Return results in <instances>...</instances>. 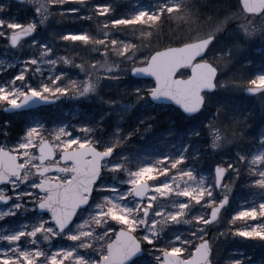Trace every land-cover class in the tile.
I'll list each match as a JSON object with an SVG mask.
<instances>
[{"label": "snow or ice", "instance_id": "obj_1", "mask_svg": "<svg viewBox=\"0 0 264 264\" xmlns=\"http://www.w3.org/2000/svg\"><path fill=\"white\" fill-rule=\"evenodd\" d=\"M36 6L41 22L51 16L66 17L68 12H78L80 9H63L60 6L70 3V0H30ZM87 8V14L81 19L90 20L97 25V31L90 28L81 31H69L58 39L69 45L87 47L90 51L100 52L99 58L84 56L80 52L69 51L67 55L48 59L50 65L65 64L81 69L85 78L71 79L61 83L64 74L55 75L49 82H42L38 87L25 83L24 87L16 86L17 81H26L28 68L40 63V60L30 57L26 68L12 82L0 86V104L18 108L34 96L48 101L61 95L71 94L82 96L96 91L101 82V69L119 67L109 64L107 58L113 55L121 60L130 61V72H151L147 65L154 59L152 55L137 63V53L145 47L146 40L153 36L157 29L173 17L185 18L188 10L183 0H165L154 11L137 10L111 18L114 5L109 3L89 2V0H71ZM240 9L249 11L246 0H240ZM8 5L0 3V12L6 11ZM230 7L226 8L222 17L204 36L198 37L202 42V50L196 57L197 61L211 62L214 42L226 33H234L240 25L232 18ZM256 15H264L260 8ZM35 21L27 23L15 22L0 18V36H7L14 46L21 45L23 40L37 29ZM130 31L133 35L139 33L138 42L123 40L112 35L113 32ZM33 43H36L35 41ZM40 57H50L54 50L47 44L40 46ZM155 51V49H153ZM159 53H157L158 55ZM144 56V55H142ZM219 66L212 68L213 82L210 89L219 86L217 80ZM39 71V68L36 69ZM188 70L181 68L176 76L185 74ZM94 74L96 78L94 79ZM155 83V81H153ZM247 90L252 93L264 92V75L247 81ZM156 96V89H152ZM207 91L201 94V103L196 107L201 109L206 100ZM196 109H187L193 112ZM211 127V126H210ZM61 132L63 129L60 130ZM32 130H29L31 135ZM219 130L212 128L211 147L222 146ZM120 143V142H117ZM117 145L101 148L96 145L85 151H90L92 160L83 172L77 167L74 171L62 169L63 175L55 183L41 172L17 167L13 171L0 172V202L7 203L13 199L10 190H17L22 184H28L34 192L21 193L15 191L18 201L22 197L29 198V206L33 209L46 210V219L26 230L0 236V240L8 243L0 246V264H131L134 258L143 256L145 251L151 253L153 261H142V264H214L213 251L217 239L231 233L233 236L264 241V201L254 202L241 207L228 220V227L214 234L209 228L224 219V209L229 204L230 195L241 176V169L247 168L249 179L258 191H264V152L256 155H239L232 163H217L214 170L213 183H205L198 179L196 173L184 166L187 157L162 156L153 163L133 165L127 158L119 162L110 161ZM229 170L233 175L227 177ZM120 172L126 173L121 183L128 185L121 194L116 187H108L104 177ZM71 177V183L68 178ZM219 189L221 196L216 195ZM131 201V206L129 204ZM90 204L94 211L82 223L72 225L80 219V214ZM195 205L204 209L201 213L192 215L189 212ZM22 202L12 205L9 210L20 209ZM4 213L0 212V219ZM188 223L194 230L187 238L175 234L167 238L166 232L171 225ZM67 233L72 241H79L76 247H59L51 250L39 246L38 242L50 241ZM29 243L31 246H24ZM78 249L92 250L96 258H89ZM229 264H244L242 259L231 260Z\"/></svg>", "mask_w": 264, "mask_h": 264}, {"label": "rangeland", "instance_id": "obj_2", "mask_svg": "<svg viewBox=\"0 0 264 264\" xmlns=\"http://www.w3.org/2000/svg\"><path fill=\"white\" fill-rule=\"evenodd\" d=\"M89 2H112L114 5V14L111 18H119L121 15L141 9H146L149 11L157 10L161 4L165 2V0H89ZM183 2L188 10L187 16L179 20L173 17L170 21L164 22L161 25V28L159 27L152 30L153 36L146 40L145 47L137 53V61H143L146 57H148L150 55V52H148L149 48L151 46L158 45L157 43L160 41L162 43H167V46L180 45L189 41L197 40L198 37L204 36L210 28L215 26V24L218 22V18L222 17V14L226 8L230 7L233 12L232 18L238 25H240V27H238L234 33L222 34L212 46L213 55L210 60H212L215 65L219 66L217 80L220 81V83L213 93L206 94V104L210 102V105H213L214 107L220 103L218 107L223 108V111L224 109H227L226 111L231 112L230 109L234 108L232 107L234 101L231 102L230 96L233 95L240 98L235 101L237 102V106L239 108H247L248 103L245 101L247 98H250L249 101L251 103L255 105L259 104L260 106L264 107V92L250 96L247 90L248 80L264 75V15L258 16L253 13L250 15L249 13L242 11L239 6L240 0H183ZM0 3H5L8 5L7 9L11 10L14 9L13 7H18L19 9H23L30 14L28 15V13L25 12V15L20 19L17 15V12H15L13 15L8 13V10L7 12H0V18L20 23L35 21L38 25L34 34L28 39L23 40L22 44L16 47L18 48L16 52L10 53L4 51L0 47V51L2 52L0 53V86H4L12 82L21 71H24L30 57L39 59L40 63L31 65L28 68L26 81H17L16 86L18 87H24L25 83L34 87H38L42 82H49L50 78H54L55 75H59L61 73L64 74V77L67 78V81L71 79L81 80L85 78V74L78 67L65 64L50 65L47 63V60L55 59L56 56L59 55H67L71 49L66 48L75 47L73 45L65 44V48H63L62 52H56V44L67 43L65 41L62 42L63 40L58 39V37L69 31L65 30V32L57 33L53 31L55 28L52 26L61 23L63 24L65 21H71L80 27V30L78 31H81L85 27L90 28L93 33L97 31V25L95 23L90 20L80 18L87 14L86 7L78 3L71 2L70 0V3H66L60 7L63 9H80V11L68 12L66 17L51 16L46 21L41 22V16L39 13H37L35 4L30 2V0H22L21 2L16 0H0ZM48 31L53 33L47 34ZM112 35L114 37H118L123 40H130L132 42L135 40V37H139V33L133 35L130 31H115L112 33ZM34 41L36 43H33ZM44 44H47L54 50L53 54L48 58L40 57L39 55L41 50L40 46ZM32 49L36 50V52L33 53L34 56H28L27 53L30 54V50ZM88 51L93 52L94 54L97 53V55L99 54L100 56L102 55L100 52L90 51L89 49ZM88 56L90 57L89 54ZM223 57H229V59H222ZM214 59H220L221 62L216 60L219 62L215 63ZM107 60L109 64L119 65V67L101 69L99 73L100 79L109 78L108 72L111 73L109 74L110 76L112 75L110 79H113L117 82H120L123 79L127 80L128 75L132 76L130 74L131 72L129 71L131 63L130 61L121 60L115 55L108 57ZM14 67H16L17 73L14 76L9 77L7 71L9 68ZM37 68H39V71H36ZM185 69L188 71L181 75L182 77H185L189 74V68ZM10 72L11 71H9V73ZM68 75H70V77H68ZM93 78H96L95 74ZM140 80L147 81L148 83L144 82L141 85L134 87L135 89L131 98H134L136 101L135 103H127L125 100L128 96L123 98L120 95L119 98L112 104V106L117 104L120 107H124V109H119L118 114L121 123L127 116L132 115V117L136 118V114H132V107L139 103L141 99L145 98V95L149 94V92L154 87L152 80ZM97 92L98 91L96 90L82 96L71 94L61 95L58 97V102L56 104L42 107L34 111L14 114L4 111L5 107L8 105L0 104V117L2 115L0 121L10 119L14 122V124L18 123V121H21L22 123L24 122L26 124L25 130L21 133L20 138L15 144H11L9 142L10 139L5 138L4 134H0V148L4 147L17 153L21 162L27 165L26 169L31 170L33 173L45 166H48L49 171L47 172L46 176L52 180H57L63 175L61 171L62 169L72 171L71 163L61 162V151L80 147L82 145L91 144L96 146L100 143V140L98 139L100 137L96 135V130L100 129V124H91L92 120L89 118L87 119L88 122L84 123L80 120H76L79 119V115L82 112L78 106L70 108V106L67 105L68 100H73L68 97H84V99H87V97H91V95H93L92 93ZM100 96L101 95L99 94V97ZM149 101L150 99H148V101H142V105L146 106L147 109L148 104H150ZM153 107L154 105L151 104L148 110L152 112ZM172 107L174 106L166 104L158 105L154 110L156 112L154 114L155 117L153 118L151 116V119L148 120H152L154 122V126L152 127L151 125L153 123L144 126L139 132H137V127H134V129L131 127L128 128L129 130H125L126 134H122V130L120 128L116 129L114 134H111L107 137V143L104 144L102 148L105 146L118 144L115 147L118 149L117 153L109 158V160L119 162L120 159L127 158L133 165L153 163L157 158L162 156L175 158L183 154L187 157L184 164L186 168L193 170L196 173L197 178H202L205 183H213L214 168L217 164L215 155L218 153V151L224 150V148L230 144V140L226 134L219 132L222 137V146L213 149L211 147L212 130H210L204 134L206 135L207 143L210 145V150L206 156L204 155L203 157L200 143H192L191 138L193 136H201L203 134V125L201 123L203 119L205 120L208 116L211 118L210 121H217L216 118L220 116V112L217 110L215 113L210 112L213 113V117H211L210 114H208V107H206L207 110L203 109V112L196 116L189 117L190 119L188 120L186 119L188 117H186L184 113H182L176 107H174L175 109H172ZM114 111L117 112V109ZM139 113L140 111L137 114ZM4 114H7V116H4ZM107 114H109V112ZM236 115H240V112L238 111ZM232 116L235 117V115ZM198 121L202 125L200 126L201 129H188L187 134L186 131H179V129L175 126L176 124L183 128L186 122L194 124ZM206 126L208 128L209 123H207ZM30 129L32 130L31 135L29 134ZM61 129H63L62 132L60 131ZM255 133L256 136H258L259 141L264 142V129L255 130L254 135ZM131 134L135 135L131 136ZM112 137L118 139L114 140L113 142ZM46 138L50 139L53 143L57 151V157L53 160L42 161L40 160L41 158L38 153V146ZM119 141L120 143H117ZM262 152H264V144L257 145L249 155H256ZM225 161L227 162V159L222 162ZM125 178L126 173L120 172L117 174L109 173L103 179L106 186L116 187L121 190L122 194V192L128 187L126 183H121V181L125 180ZM234 190L235 187L233 188L230 195L229 204L224 209V219L221 223L213 225L209 228L210 234L220 232V229L226 226V222L228 225V220L235 213V211L239 210L241 207L253 204L254 202L264 201V191H259L252 193L251 196L248 197L249 201L246 203L240 202L239 204V202L235 201V198L232 196ZM10 191L13 193V199L7 203H0V212L4 213L3 219H0V236L29 229L32 226L38 224L40 220L47 218L44 213H40L38 209H33L29 206L30 202L27 196L22 197L21 201L17 200L14 194L15 191H19L21 193L35 191L30 185L22 184L19 189ZM216 195H222L219 192V189H217ZM239 197L240 201L242 197L241 195L237 196V199ZM17 202H22L23 206L20 209L14 210V214L10 213L9 210L11 209L12 205ZM131 203L132 202L129 201L130 206ZM203 210L204 209L201 205L193 206L189 212V218H191L192 215L201 213ZM93 211L94 205L90 204L87 206L80 214V219L71 226L72 230L75 231L76 225L82 223V220L87 218L88 215ZM193 230V225L188 223H179L171 225L166 232V236L167 238H171L175 234H180L187 238ZM231 241H234L233 246L237 250L243 245L248 246L250 243L256 247H258V245L264 244V241L248 239L240 236H232ZM218 243L219 239H217L215 242L216 247L219 246ZM38 244L41 247L55 250L59 247H76L78 246L79 241H72L69 239L67 233H63L50 241L41 240L38 242ZM0 246L7 247L8 243L6 241L0 240ZM24 246L30 247L31 245L29 243H25ZM78 250L81 253L86 254L89 258H96V253L92 250ZM236 253H238L239 256L235 259H242L244 264H264L260 261L251 260V256H248L241 250L237 251ZM145 260L150 262L153 261L151 253L145 251L142 257L135 260V263L142 264V261Z\"/></svg>", "mask_w": 264, "mask_h": 264}, {"label": "trees", "instance_id": "obj_3", "mask_svg": "<svg viewBox=\"0 0 264 264\" xmlns=\"http://www.w3.org/2000/svg\"><path fill=\"white\" fill-rule=\"evenodd\" d=\"M13 8L14 9H11V10L7 9L4 12H7L9 10L8 13H11L13 15L15 12H17V15L19 16L20 19L25 15L24 13L26 11H24L23 9H19L18 7H13ZM26 13L30 15L29 12H26ZM52 27L55 28V30L53 31L57 33L65 32V30L66 31L67 30L68 31L80 30V27H78L77 24H74L71 21L70 22L65 21L63 22V24L61 23L58 25H54ZM160 28H161V25H160ZM51 33L53 32H49V31L47 32V34H51ZM138 38L139 37H135L134 38L135 40L133 42H138ZM65 44H68V43L56 44V52L57 51L62 52L63 48H65L64 46ZM157 44L158 45H154L149 48L148 52H150V54L153 52V49L157 50V49L163 48L168 45L167 43H162L161 41L158 42ZM0 47L4 51L10 52V53L16 52L18 49V48H13L10 45L7 36H0ZM66 49H71L72 52H80L84 56H88L89 54L91 58H94V56L95 58L100 57V55L99 54L97 55V53L94 54L93 52H89L87 47L75 46V47L66 48ZM35 52L36 50L32 49L30 50V54L29 53L27 54L28 56H34L33 53ZM0 53L2 52L0 51ZM224 58L226 57H223L222 59ZM227 59H229V57H227L226 60ZM216 60H219L221 62L220 59H214L215 63L219 62ZM140 62L141 61H137L138 64H140ZM9 71L11 72L9 73ZM7 72H8V76L12 77L17 73V69L16 67L9 68ZM109 74L111 73L108 72L109 78L101 79V82L98 83L97 88H96V90L98 91L97 93H92L93 95H91V97H87V99H84V97H70L69 96L68 98H71L73 100H68V103H67V105L70 106V108H74L75 106H78L80 111L82 112L79 115V119H76V120H80L81 122L84 123V122H88L87 119L89 118L92 120L91 124H96V123L100 124L99 125L100 129L96 130L97 132L96 135L100 137L98 138L100 140V143L98 144V146H100L101 148L104 144L107 143L106 142L107 137L110 136L111 134H114L116 129L120 128L122 130V134H126L125 130H129L128 128H131V127L132 129H134V127H137L138 129L137 132H139L146 125L153 123L151 127L154 126V122L152 120L150 121L148 120L151 119L150 118L151 116L153 118L155 117L154 114L156 112L154 110L158 106V104H153L152 102L149 101L150 104H148V109L150 108L151 104H153L155 107V108L153 107L152 112H150L146 108V106H143L142 101L144 100L148 101L149 99V94L144 93L146 94L145 98L141 99L139 103L135 104L134 107H132V110H133L132 114H136V118L130 115V116L125 117L121 123V121L119 120L118 114H119V109L120 110L124 109V107H120L117 104L113 105L114 106L113 107L112 106L113 102L116 101L121 95L123 98L128 96L127 99L125 100L127 103L129 104L135 103L136 101L134 100V98H131L133 91L135 89L134 87H136L137 85H141L142 83L147 82V81H142L140 79H136L128 75L127 80L123 79L120 82H117V81H114L113 79H110L112 75L110 76ZM68 77H70V75H68ZM66 81H67V78L63 77L61 83H65ZM149 82L152 83L151 81ZM99 94L101 95L100 97H99ZM238 99L240 98L233 96V95L230 96L231 102L234 101L232 104V107L234 108L230 109L231 112L226 111L227 109H224L223 111V108L218 107L220 103L214 107L213 105H210V102H208L205 105L204 110L208 109L209 111L208 114H210L211 117H213V113H215L216 110L220 112V116L216 118L217 121H210L211 118H209L208 116L206 117L205 120L203 119V121L201 122L203 125V134L201 136L197 135L191 138L192 143H195V142L200 143L201 153L203 157L204 155L206 156V154L210 150V145L207 143L206 135L204 134L212 130V128H216L219 130V132H223L224 134L228 136V139L230 140V144L226 148H224V150L218 151V153L215 155L216 163H220L224 161L225 159H227V162L232 163L238 159L239 155H249L251 154V152L257 145L264 144V142L259 141V138L258 136H256V133L254 135L255 130L264 129V107L260 106L259 104L255 105L251 103L249 101L250 98L249 99L247 98L245 100L246 103H248L247 108H239L237 106V102H235ZM206 107L208 108L206 109ZM115 109H117V112L114 111ZM172 109H175V108L172 107ZM139 111L140 113L137 114ZM238 111L240 112V115H236ZM108 112L109 114H107ZM210 112H213V113H210ZM10 114H14V113H10ZM232 115H235V117ZM4 116H7V114H4ZM186 117H188L186 119L188 120L190 119L189 116L186 115ZM201 123H199V121L194 124L186 122L183 128L180 125L178 126L175 124V126L179 129V131L184 130L186 131V134H187L188 129H193V128L201 129L200 127L202 126ZM207 123H209L208 128L206 126ZM25 128H26V124L24 122L22 123L21 121H18V123H15V124L10 119L0 121V134H4L5 138L10 139L9 142L11 144H15L18 141L21 133L25 130ZM132 135H135V134H131V136ZM112 138H113L112 139L113 142L114 140L118 139L115 137H112ZM114 151H115L114 153L115 155L118 149L115 148ZM232 175H233L232 170H229L228 177H231ZM254 192H259V191L256 190L255 187L252 185L251 180L249 179V173L247 171V168L246 167L242 168L241 176L236 181L235 190L232 196L235 198V201L239 202V204L240 202L246 203L247 201H249L248 197H250L251 194ZM240 195L242 198L239 201L240 197L237 199V196H240ZM226 227H228L227 222H226V226L220 229V232L223 231ZM232 236L233 235L229 233L227 236L219 237V243H218L219 246L216 247V245H214V252H213L214 264H229L231 260H234L235 258L239 256L238 253L236 252L240 250L245 252V254H247L248 256H251V260L260 261L264 263V244L258 245V247H256L255 245H251L250 243L248 244V246L243 245L241 248L237 250L233 246L234 241H231ZM132 264H137V263L133 262Z\"/></svg>", "mask_w": 264, "mask_h": 264}, {"label": "water", "instance_id": "obj_4", "mask_svg": "<svg viewBox=\"0 0 264 264\" xmlns=\"http://www.w3.org/2000/svg\"><path fill=\"white\" fill-rule=\"evenodd\" d=\"M246 3L249 11L253 14H256L260 8H264V0H246ZM12 46L17 47L18 45ZM201 50L202 42L199 39L180 45H171L158 49L151 54L154 59L149 60L147 65L140 64L141 67H150L152 69L151 72L141 71L138 73L131 72V74L137 78L151 79L155 81L152 89L158 91L156 96H153L152 91H150L149 96L152 102L156 104L174 105L186 115H197L203 110L205 105L204 103L201 109L196 107L201 103V94L205 91L211 93L217 89V87L215 89L209 88V85L213 82L212 68L215 65L212 62L196 60V57ZM157 53L159 54L157 55ZM185 67L190 68L189 75L185 77L176 76V72ZM248 93L250 95L257 94L249 91ZM57 101L58 98L45 101L38 96H34L31 100L27 103L21 104L18 108H12L8 105L4 110L6 112L35 110L44 105L48 106L55 104ZM189 108L196 110L189 112L187 111ZM91 146L95 147L94 145ZM88 148L89 145H82L74 149L65 150L61 154V159L63 162L72 163L73 171L78 167L80 171L83 172L87 163L92 160V154L90 151L85 154V151ZM38 153L40 154L42 161L55 158L56 152L50 139L46 138L40 143L38 146ZM17 167L25 169L27 165L21 162L20 157L14 151L4 147L0 148V172L5 169L13 171L17 169ZM48 170L49 167H44L37 172L45 174ZM71 180L72 178H70L68 182L71 183ZM52 181L55 183L56 180ZM39 212L45 213L46 210H39ZM139 257L141 256L134 258V260Z\"/></svg>", "mask_w": 264, "mask_h": 264}]
</instances>
